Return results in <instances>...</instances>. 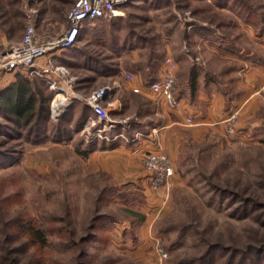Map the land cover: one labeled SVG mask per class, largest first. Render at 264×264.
I'll return each instance as SVG.
<instances>
[{"label":"rangeland","instance_id":"rangeland-1","mask_svg":"<svg viewBox=\"0 0 264 264\" xmlns=\"http://www.w3.org/2000/svg\"><path fill=\"white\" fill-rule=\"evenodd\" d=\"M77 1L0 0V47L21 42L31 25L40 35L61 33ZM240 2L258 13L256 25L238 18L237 5L229 12L206 0H130L125 16L88 27L97 34L83 35L71 49L18 70L36 82L38 107L48 109L43 128L50 130L41 139L26 138L29 129L5 117L0 102V264L13 259L23 264H160L153 237L168 252L163 264H205L212 258L213 264H264V92L248 102L249 111L234 112L242 101L237 90L229 91V113L215 111L212 121L200 126H178L169 200L153 213L150 187L126 173L98 168L89 154L97 144L105 148L108 139L137 128L133 109L116 110L111 118L117 127L97 137L104 124L96 120L92 126L95 117L87 105L104 87L112 90L109 102L117 100L116 87L127 84L117 65L119 47L134 33L137 43L156 52L154 58L164 49L174 58L182 55L184 71H190L187 52L198 59L195 92L188 80L178 85L182 98L181 88L189 83L201 114L207 108L198 95L215 101L205 78L223 67L218 52L209 50L212 41L225 43L231 53L257 54L264 70L259 40L264 39V0ZM111 63L117 67L113 78L104 74ZM58 93L67 105L55 116L52 103ZM148 119L138 129L149 127ZM153 214L159 215L155 221ZM32 227L45 231V248L34 243Z\"/></svg>","mask_w":264,"mask_h":264},{"label":"crops","instance_id":"crops-1","mask_svg":"<svg viewBox=\"0 0 264 264\" xmlns=\"http://www.w3.org/2000/svg\"><path fill=\"white\" fill-rule=\"evenodd\" d=\"M223 11H225V9H223ZM86 24H88V22ZM86 24L85 27L87 28L88 26ZM93 33L97 34V30L86 29L84 35L87 37L91 36ZM135 34H133V40H130L129 43L125 40L119 47L120 61L117 64L123 76L125 72H130L135 75V83H129L127 81L124 88L116 87L115 97H117V100L111 102L110 110L111 112L117 110L120 113H125L133 109V115L139 120L136 126L137 128H133L130 132L122 131L120 134L132 140L139 132L153 136V131H156V139L152 137L150 139L141 138L139 142L133 144L122 137H116L113 141L105 144V148H101L100 144H97L89 154L98 168L112 171L117 175L126 173L132 179L142 183V186H146V189L150 187L148 190L154 194V197L150 200L149 207L152 209L151 211L153 213L155 209H157V206L163 205L165 191L154 192L151 189L149 185V173L143 167L142 157L134 153L135 144H140L144 149L150 151L156 150L158 144H161L172 160L177 159L176 141L178 137H175L174 140L172 139L176 136L178 126H200L205 123H210L215 111L219 114L229 113L231 111L230 105L226 104V100L227 97L230 96L229 91L233 90L238 91L236 96L239 98L240 103L242 101L238 109L234 112H239L242 108V112H246L247 109L249 111V108L246 106L248 102H253L252 100H257L258 97L261 99L262 93L264 92V70L261 69V63H263L261 60L262 58L258 57L257 54L253 55V53L243 49L239 50L237 53H231L225 43L212 41V43H210L212 49L209 50H212L213 53L218 52L220 55L219 57L222 58L223 65L221 69L218 71L216 70V73L210 71L211 77L205 78V81L208 83L207 88L213 91L211 95L215 101H210L211 99L208 98V95H205L206 97H204L203 94L198 95L199 100L200 98L201 100H205L207 108V113L201 114L197 109V101H191V91L188 83V86L185 87L184 95L181 98V113H174L169 110L161 96L145 91L142 93H134L132 90V87L135 85L147 84L150 81L159 80L161 78V65L163 59L166 56L173 55L168 49H164L160 58H154L156 52L151 47H142V43H137V41H135L136 38H134L136 37ZM259 40L263 43L261 47L264 49V39L260 38ZM187 53L191 58V61H189L190 71L188 72L184 71L181 67L184 65L183 61L180 60L182 55L175 54V58L172 57L178 63V80H188L189 82L190 75L193 71L192 68L195 67L198 59L191 56V51ZM105 75L111 78L114 76L112 74L107 75V73H105ZM220 75L224 79L222 82ZM16 76L17 71L12 73H0V93L16 81ZM147 118L151 120V125L142 128V130L138 129V127L144 126L142 123L144 120H147ZM189 123H193V125ZM158 216L159 215H154L152 221H155Z\"/></svg>","mask_w":264,"mask_h":264},{"label":"built area","instance_id":"built-area-1","mask_svg":"<svg viewBox=\"0 0 264 264\" xmlns=\"http://www.w3.org/2000/svg\"><path fill=\"white\" fill-rule=\"evenodd\" d=\"M129 1L78 0L67 17V28L59 34L40 35L35 25L29 26L21 42L11 46L0 47V73H12L23 68L31 69L42 57L52 56L60 50L73 47L78 42L87 22L97 19H116L125 16L124 7ZM58 70L64 72L65 69L61 67ZM124 77L129 83H135L136 78L134 74L125 72ZM178 81V63L172 56H166L161 65V78L151 84L135 85L132 87V90L134 93H142L144 91L155 93L161 96L171 112L181 113V100L178 97ZM111 93V88L104 87L95 91L87 99V105L95 117V119L91 118L92 126H96V120L104 124L103 128H99L95 132V136L100 138H104V133L117 127L111 118V103L109 102ZM64 101L66 102L65 98ZM61 111L63 112V109ZM61 113L58 115L55 113L54 115L60 116ZM189 124L193 125V123ZM156 133V131H153V136H150L139 132L132 140L123 134H118L112 139H107L108 141H113L116 137H122L134 144L139 142L141 138L150 139L152 137L156 139ZM134 153L142 157L143 167L149 173L151 189L154 192L165 191L163 205H166L176 174L172 159L161 144H158L156 150L151 151L144 149L140 144H135ZM153 240L159 263L163 264L169 256L168 252L165 250L160 238L153 237Z\"/></svg>","mask_w":264,"mask_h":264},{"label":"trees","instance_id":"trees-1","mask_svg":"<svg viewBox=\"0 0 264 264\" xmlns=\"http://www.w3.org/2000/svg\"><path fill=\"white\" fill-rule=\"evenodd\" d=\"M162 1L165 2L166 0H161V2ZM214 1L206 0V2H209L210 4L211 2L216 4L218 8H221L222 11L223 9H226L229 12L230 11L235 12L234 7L235 5H237V8H239L237 9L238 18H242L245 23L251 22L253 25L257 24L255 19H257L258 13L253 12V10H248L247 7H244L243 5H241V2H240L241 0H214ZM98 20H103V19H97L94 21H90L86 25L89 27L91 26L92 23ZM222 23H226V22L223 21ZM87 28L84 26L81 36H80L81 38L84 37L83 35ZM261 34H263V31L258 33V35H261ZM112 44H113L114 50L118 51L117 45L115 43H112ZM114 64L111 63V68H108V70L106 71L107 75L113 74L115 70H117V67ZM192 70L193 71L190 76L189 82L191 83L190 86H191L192 93H194L196 89L198 70L196 69V67H193ZM152 82L154 81H150L147 84H151ZM184 92H185V88L182 87L181 88L182 97L184 95ZM178 97L181 100L179 85H178ZM0 102H1V109L4 111L3 113L5 117L9 118L15 124V126L19 128L29 129L27 135H25L26 138L28 137V139H30V138H33L34 136H37V139H41V137L44 136L45 133L48 134L50 128L49 129L43 128L44 127L43 124L49 122L48 109L44 107H41V108L38 107V104L40 103V93L39 91H37L36 82L31 77L21 74V73H17L16 81L10 87H8L7 89H5L4 91L0 93ZM84 114H85L84 116L86 117V113ZM22 137H24V135H22ZM225 194H228L226 196H230V197L233 196L231 193H225ZM30 235H31V238L34 240V243L36 242L35 244H39L42 248H45L47 246V239H46V234L44 230H41V229L35 230L34 227H32L30 231ZM214 248L218 249L219 247L215 246ZM261 248L264 249V245H262ZM257 251L260 252V248H257ZM263 252L264 251H262V253ZM207 257L209 258V256ZM208 258L205 259V262L208 260ZM10 264H23V261L21 259H13L11 260ZM30 264H33V263L31 262ZM181 264H184V263H181ZM205 264H213V258L211 261H209V263H205Z\"/></svg>","mask_w":264,"mask_h":264},{"label":"bare ground","instance_id":"bare-ground-1","mask_svg":"<svg viewBox=\"0 0 264 264\" xmlns=\"http://www.w3.org/2000/svg\"><path fill=\"white\" fill-rule=\"evenodd\" d=\"M66 102L64 101L63 94H58L56 99L53 101L52 106L55 109V113L60 114L65 106Z\"/></svg>","mask_w":264,"mask_h":264}]
</instances>
